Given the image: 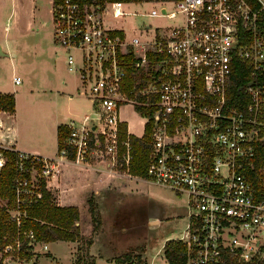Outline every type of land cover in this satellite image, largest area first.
Masks as SVG:
<instances>
[{
    "label": "built area",
    "instance_id": "built-area-1",
    "mask_svg": "<svg viewBox=\"0 0 264 264\" xmlns=\"http://www.w3.org/2000/svg\"><path fill=\"white\" fill-rule=\"evenodd\" d=\"M258 1L264 8V0ZM134 2L159 4L142 16L175 21L141 23L128 35L110 21L137 15L126 9ZM255 17L245 0H51L52 42L76 74L75 93L91 105L79 120L66 123L64 145L51 156L16 150L0 133V148L16 152L17 206L22 194L39 196L32 176L55 177L63 162L90 168L106 160L108 172L118 174L112 167L119 164L125 175L184 197L188 222L179 239L187 264H264V96L248 85L243 106L228 104L227 97L237 60L251 75L262 66L264 36ZM128 54L135 60H125ZM129 65L135 72L128 86ZM128 102L144 118L143 131L149 124L143 176L128 171L131 143L120 126ZM135 105L153 109L142 116ZM0 111L6 118L11 114ZM27 236L32 251L38 243L47 249L30 231ZM19 248L17 238L4 245L1 262L26 264Z\"/></svg>",
    "mask_w": 264,
    "mask_h": 264
},
{
    "label": "rangeland",
    "instance_id": "rangeland-1",
    "mask_svg": "<svg viewBox=\"0 0 264 264\" xmlns=\"http://www.w3.org/2000/svg\"><path fill=\"white\" fill-rule=\"evenodd\" d=\"M49 0H37V4H44L47 6ZM151 7L159 8V4H152L149 2L145 3H129L126 5V9L137 11V15L126 16L117 21H110L111 24L115 26H122L128 35L133 34V28L139 26L141 23L149 24L150 27L162 26L163 24H173L175 19L165 18V17H150L142 16L141 12H147ZM167 10L170 9L168 4H166ZM30 48V47H29ZM6 49V48H5ZM3 49L4 54L0 55V82L5 88L17 91H22L21 94H17V106L16 113L19 119V123L24 120V117L28 114L30 116V121L33 118H39L43 116H49L53 111L52 101L49 104L46 100L43 104L27 105V98L31 96L35 89L42 87L41 83H45L44 79L46 77L52 76V70H56L62 79L65 80L66 86L58 88V90L65 93H73L77 87V78L74 72H71L65 67V55L64 51L54 45L55 53L51 56V64H42L35 60L34 53L30 50L16 49L18 52L16 56H12L11 52ZM52 61L55 62V67L52 65ZM62 69V72H61ZM13 76L19 78L18 83H14L12 80ZM44 78V79H43ZM12 92V93H13ZM55 92L51 90L50 92L45 91L43 97L54 96ZM75 94V93H74ZM35 96V94H32ZM37 96V95H36ZM75 97L71 100H67L64 96L59 98L64 104H68L75 112H82L86 106V101L75 94ZM38 97V96H37ZM36 97V98H37ZM52 106V108H51ZM31 115H34L33 117ZM120 117L127 121L128 129L135 134H141V119L134 113V109L131 106V102L126 103L120 110ZM49 145L52 146L51 150H48L49 155L54 154V145L50 142ZM48 155V154H47ZM98 163V165H97ZM106 160L104 161H94L91 164L94 166H101L107 169ZM116 170L120 177L116 179V194H106L103 193L99 197L98 209L100 210V215L104 220L106 227L110 226V222L116 217L121 222L122 225H118L114 230H105V232L100 235L96 242L92 245L91 250L93 253H99L103 258L112 255L114 251H124L126 246L143 245L145 256L148 261L152 264H167L164 258L160 254L161 243L164 237H178L182 235L183 229L186 224V218L181 216H174L175 211H183L186 209V203L183 196H179L171 192L169 189L164 188L154 183H148L145 180L140 179H127L124 173L126 170L119 164L112 167ZM53 178V177H52ZM52 178L45 179V186L51 192L52 199L57 204H67L65 197L59 193L58 188L55 187ZM37 175L32 176V182L38 181ZM90 188V187H89ZM69 194V193H68ZM77 197H82L84 202L82 205L76 202L79 206L80 220L82 221L83 210H87V199L91 198L94 200L93 192L88 189H78L75 192ZM0 203H2L0 201ZM81 205V206H80ZM18 207L16 205L10 209L11 215H18ZM158 218L156 223H147L148 219ZM13 241V240H12ZM76 242V241H75ZM84 247L82 242H76L74 246L71 241H55L49 248L53 250L51 258L46 256L44 262L46 264H72V258L75 259V253L77 247ZM75 248V249H74ZM33 252L40 255V243L33 247ZM74 253V255H73ZM2 254L0 253V256ZM33 258V257H32ZM31 258V259H32ZM21 264V263H20ZM23 264V263H22ZM99 264H106L103 260L99 261ZM248 264V263H243Z\"/></svg>",
    "mask_w": 264,
    "mask_h": 264
},
{
    "label": "crops",
    "instance_id": "crops-1",
    "mask_svg": "<svg viewBox=\"0 0 264 264\" xmlns=\"http://www.w3.org/2000/svg\"><path fill=\"white\" fill-rule=\"evenodd\" d=\"M50 5L51 0L47 6L44 7V4H37V0H0V48L1 50L5 49L7 52H11L12 56H16V49H24L30 50L35 54H37L35 60L39 63L51 64V56L54 55V44L52 42V33H51V21H50ZM30 47V48H29ZM1 55V54H0ZM3 55V54H2ZM65 64V62H64ZM52 65L55 67V62L52 61ZM66 67V66H65ZM62 72V69H61ZM14 77V76H13ZM12 77V80H13ZM44 79V78H43ZM45 83H41L42 87L39 89H35V91L27 98V105H34L35 102L37 104H43V101L49 104V101H52L51 108L53 109L52 113L49 116L44 118L43 116L39 118H33L30 121V116L27 114L24 117V120L19 123V119L16 113L17 106V94H21L22 91H12V89L5 88L0 82V93H12L14 96V111L9 114V117L6 118V115L0 111V133L4 132L5 138L8 136L10 145L16 150H22L27 152H36L42 155H49L48 150H51L52 146L49 145L51 142L54 145V154L57 151V140H56V127L58 124H66L69 120H79L81 115L86 112L87 109L90 108V102L88 99L82 97L87 103L82 112H75L71 106L68 104H64L62 100L59 98L61 95L64 96L67 100L73 99L75 96V90L73 86V93H65L58 90V88H62L66 86V82L64 79L60 77L56 70H52V76H47L44 79ZM53 90L55 94L51 97H43L45 91L50 92ZM75 93V94H74ZM35 94V96H32ZM38 97H37V96ZM37 97V98H36ZM134 113L142 120L141 134H135L130 131L127 126V121L120 117L122 122H124L126 129L129 134H133L137 137L141 136L143 133V121L144 118L140 117L137 112ZM32 117L34 115H31ZM8 127L7 130H3V128ZM52 154V155H54ZM98 165V163H97ZM59 171L55 177L52 178V181L49 183H53L55 187L58 188L59 193L63 197H65V201L68 202L64 205H76V202L82 203L84 199L82 197H77L75 195L76 190H80L82 188L91 190L93 192L94 202H95V211L98 213L100 218V225L98 229L93 233L92 242L87 248V253L93 257L94 264H99V261L103 260L106 264H111L112 258L122 252L135 248L136 246H142V250L139 251L142 259L146 262V264H152L151 261H148L143 245H135V246H126L124 251H114L112 255L103 258L99 253H93L91 250L92 245L96 242L97 238L102 235L105 230H114L120 224L122 228L124 227L123 222L118 218H114L110 222V226L106 227L104 224V220L100 215V210L98 209V201L101 194H116V179L120 177L118 174H113L108 172L104 167L92 166L90 168L80 167L73 165L71 163H60ZM125 175V174H124ZM127 179H133L127 175L123 176ZM146 182V181H145ZM150 183V182H148ZM156 185V184H155ZM160 186V185H159ZM90 187V188H89ZM165 188V187H164ZM69 193V194H68ZM61 205V204H60ZM80 205V206H81ZM78 206V205H77ZM79 209V206H78ZM174 216H181L186 218V224L183 229V233L185 232V228L188 222V210L187 207L183 211H175ZM82 221L79 220L76 222L79 226V230L82 234L86 235L90 232L91 225L90 219L88 215V211L86 209L83 210ZM158 222V218H151L147 220V223H156ZM182 235L178 237L168 236L164 237L161 243L160 254L166 261L163 256V244L167 239H179ZM60 241V240H55ZM55 241L46 242L47 249L40 250V255L33 252L31 258L27 260L26 264H46L45 259L46 256L51 258V254L53 250L49 248ZM62 241V240H61ZM73 242L74 246L76 245L75 241ZM75 249V248H74ZM34 251V250H33ZM74 255V253H73ZM75 260V259H74ZM74 260L72 258L71 263L74 264ZM167 262V261H166ZM168 264V263H167Z\"/></svg>",
    "mask_w": 264,
    "mask_h": 264
},
{
    "label": "trees",
    "instance_id": "trees-1",
    "mask_svg": "<svg viewBox=\"0 0 264 264\" xmlns=\"http://www.w3.org/2000/svg\"><path fill=\"white\" fill-rule=\"evenodd\" d=\"M59 1V0H53ZM90 1V0H89ZM100 3L103 0H96ZM122 1H140V0H122ZM249 7L255 12L256 30L259 35L264 36V8L258 0H245ZM148 57L154 58L152 54ZM159 56L155 55V58ZM125 60H135L131 54L124 57ZM135 68L129 65L127 68V85L132 83L131 72ZM142 85V84H140ZM248 85L259 87L264 96V59L260 69L250 74L249 66L240 60L235 62L233 76L227 88L228 104L233 106H243L247 101L245 89ZM135 110H139L141 115H150L153 107H141L135 105ZM0 110L14 111V96L12 93H0ZM148 123L144 124V131L141 137L129 134L131 143V159L128 164V171L131 174L143 176L145 173L146 155H147V131ZM122 129L125 124L122 123ZM69 127L66 124H58L56 127L57 149H60L68 135ZM125 134H120L124 138ZM4 162L0 166V252L4 245L13 243L17 238L20 243V257L29 260L33 254L32 247L28 245L27 233H32V240L36 242H50L55 240L82 242L84 247H77L74 264H94L93 257L87 253V248L92 242L93 233L100 225V218L95 211V202L93 199H87V211L90 219L91 229L86 235L82 234L76 223L79 220V209L77 205H60L53 201L51 192L46 188L45 179L38 177L34 182L32 189L39 193V196L32 194H22L24 202L18 205L19 216L14 218L10 209L16 205L15 169L16 152L8 148H0ZM71 153L69 157H71ZM25 175L29 176L28 173ZM13 240V241H12ZM142 246H136L130 250L122 252L112 258L111 264H146L139 251ZM163 256L168 264H187L189 254L184 242L180 239H167L163 244ZM0 264L1 262L0 258ZM222 264H231L224 262Z\"/></svg>",
    "mask_w": 264,
    "mask_h": 264
},
{
    "label": "water",
    "instance_id": "water-1",
    "mask_svg": "<svg viewBox=\"0 0 264 264\" xmlns=\"http://www.w3.org/2000/svg\"><path fill=\"white\" fill-rule=\"evenodd\" d=\"M0 54H4V52L1 50V48H0Z\"/></svg>",
    "mask_w": 264,
    "mask_h": 264
}]
</instances>
